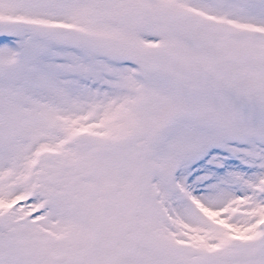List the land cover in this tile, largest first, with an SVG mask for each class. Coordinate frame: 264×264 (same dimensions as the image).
<instances>
[{
  "label": "snow or ice",
  "instance_id": "snow-or-ice-1",
  "mask_svg": "<svg viewBox=\"0 0 264 264\" xmlns=\"http://www.w3.org/2000/svg\"><path fill=\"white\" fill-rule=\"evenodd\" d=\"M0 264H264V0H0Z\"/></svg>",
  "mask_w": 264,
  "mask_h": 264
}]
</instances>
